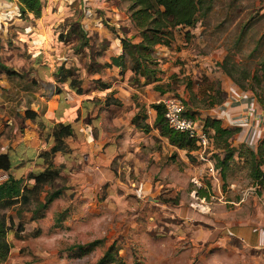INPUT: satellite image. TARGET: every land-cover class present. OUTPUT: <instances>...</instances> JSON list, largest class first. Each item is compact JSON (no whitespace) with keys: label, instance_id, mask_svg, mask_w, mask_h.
Returning <instances> with one entry per match:
<instances>
[{"label":"rangeland","instance_id":"374dc122","mask_svg":"<svg viewBox=\"0 0 264 264\" xmlns=\"http://www.w3.org/2000/svg\"><path fill=\"white\" fill-rule=\"evenodd\" d=\"M127 3L105 0L96 16L109 22L113 17L104 19L101 13L104 8L113 11L118 23L107 27L110 36L132 41L138 31L128 17ZM43 7L39 16L20 15L39 23L35 25L38 31L0 36V62L22 63L21 72L28 73V81L31 49L51 52L53 45L54 52L62 56L60 75L79 79V95L88 104L85 118L90 124L92 98L96 100L92 85L98 88L96 80L92 81V62H97L96 69L103 65L109 55L103 52L107 41L92 31V14L82 24L83 17L76 12L62 13L55 5ZM171 32L169 47L153 45L155 63L150 66L157 67L156 81L133 74L129 67L135 62L125 54V66L118 72L125 83L99 92L107 107L98 110L101 124L118 134L109 158L105 145L92 152V126L85 148L77 145L73 132L69 141L74 140L75 149L65 141L69 149L56 154L54 160L51 156L53 165H47L41 155L43 166L20 177L19 196L13 202L0 201V241L4 244L0 264H264V191L254 192L246 170L235 167L238 161L232 163L223 183L216 182L204 159H212L218 151L212 145L203 151L204 158L185 152L186 159L156 136L148 137L154 143V156L151 149L140 145L145 138L133 134L125 141L123 137L126 120H139L145 114L152 123L149 103L169 98H178L185 112L201 123L208 107L207 94L216 100L222 99L224 89L226 93L219 77L252 93L260 107L257 99L264 97V0H204L192 26L177 25ZM19 58L22 62L17 63ZM39 59L44 62L46 58L40 55ZM101 75L103 81L117 79L112 71ZM155 83L167 90L159 92ZM15 86L3 92L13 101L18 100ZM38 88L43 96L60 90L58 86L33 87ZM72 88L66 85L63 95L75 96ZM111 116L117 118L115 123ZM104 155L107 160H100ZM43 168L49 171L44 179L36 181L30 176ZM4 177L0 169V181ZM198 187L204 197L196 192ZM56 189L57 196L43 206L47 193Z\"/></svg>","mask_w":264,"mask_h":264},{"label":"crops","instance_id":"0c3cea01","mask_svg":"<svg viewBox=\"0 0 264 264\" xmlns=\"http://www.w3.org/2000/svg\"><path fill=\"white\" fill-rule=\"evenodd\" d=\"M40 2L41 7H43V5H45V7L48 5H55L58 7L57 10L62 13L72 14L76 12L77 15L83 17L80 18L82 24L84 22L83 19H88V16L82 15L80 6L83 5L80 3H68L65 0H40ZM89 3L92 5V31H94L96 35H99L100 38H104L107 41V45L103 49V52H108L109 55H107V58L105 57L103 61L109 62V56H115L118 53H121L120 38L123 36L120 38H118V36L112 37L110 36L111 30L107 29L108 26H111L112 24L116 25V23H118L115 20L116 15H114L113 11H109V9L104 8V12L101 13L103 14V18L105 19L106 15H108V17L111 15L113 19L110 17L111 19H109V22L105 19L106 22L103 23L102 20L99 19L100 15L96 16V13L102 9V6L105 4V0H90ZM24 12L31 14L27 11ZM21 14L22 12H20L18 0H0V36H23V34L32 35L35 30H39V28L36 29L39 23L32 21L29 16L21 18ZM90 21H86L85 24ZM138 40L139 35L136 32L132 42H136ZM57 41L59 40L57 39L56 42ZM115 44L119 47L115 46ZM46 45H48V43H46ZM43 47L45 48V45ZM56 48H58V45H56ZM51 49V52H44V50L34 51L31 49L29 60L32 64V70L28 81V73H25L24 75L22 74L21 76L14 74L7 75L0 69V153H5L9 162V168L7 170L0 168L5 172L4 178H6L8 174L14 178L24 177L28 171L34 170V167L40 168L43 166L40 153L46 150L52 143L51 127L54 122L70 123L73 128L74 137H76L78 141V146L80 143L82 146L84 145V148L85 146H89L86 144V141L90 139L89 129L90 126H92V152L95 151L96 148L105 145V148L103 147V149L106 156L109 158V155L107 154L116 149L118 134H116V131H107L103 127L101 124V115L99 114L100 112L98 113V110L101 109V111H104V109L107 108L103 105V98L99 97L100 90L110 91L112 90V87L117 88L120 87L121 84L125 83V80L119 77V67L116 65H111V67L99 65L98 69H96L94 66L97 65V62L96 64L95 62H92V81L93 79H100V76H102L101 74L103 73L106 75L107 71H112L114 74L118 75H115L117 79L112 78L108 80L107 78L105 81L100 79L109 84L108 88L101 89L92 85V95H96V100L94 101L92 98V122L89 124L85 118V113L89 112L86 99L83 97L81 98V96L77 93L75 96L68 94L69 97H67V95H63L65 86H69V79L65 75H60L59 67H63L60 65V59L62 57L61 54L59 51L54 52L53 45H51ZM51 54L52 56H50ZM13 55H15V52H13ZM40 55L46 58L44 62L43 60H38V56ZM56 60H58V62ZM5 61H1L3 62L2 64H6L7 66L22 73L21 70L24 69L22 63L21 66H15L16 64H11L10 62ZM16 61L17 63L22 62L20 58ZM219 78L222 80V83H225L226 93L224 89V91L221 92V101L217 104H213L212 106H208L204 110L205 112L203 114L204 117L210 116L219 119L220 125L223 127L235 129L228 137L229 144L233 149L232 158H234L235 161H238L236 162L238 165L235 166L237 169L244 168L246 170V177L251 180V184L254 186V183L252 182L253 180L249 176L243 163V157H238L237 153L240 146H247L254 149L258 141L264 137V131H262L264 118L262 119L261 117L264 110L258 106L252 93L239 90L233 84H229V82L225 81L224 78ZM33 79L35 82L32 81ZM14 85L16 86L12 89L16 90V94L18 96V100L16 101H18L17 105H20L19 107L16 106V101H13L3 95L5 89ZM54 86H58L60 90L55 93H50L51 95H39V88L33 89V87H40L44 89ZM10 104H14V106ZM255 104L260 108V110L255 107ZM25 109L35 111L36 114L34 118L24 117L23 112ZM257 110L260 112L259 114H256ZM154 115L155 111L152 108H148V118L150 117L152 122ZM204 117L201 118L203 119ZM106 118L107 117H105L104 123L107 122ZM111 119L114 120V123L117 120L115 116H111ZM202 119L200 120L202 121ZM145 120L150 126V129L146 132L136 128L129 119L128 122L126 120L127 124L124 126L125 131L123 133L125 141H128L129 136L133 134L137 135V137L141 136V138H145L146 141L141 142L140 145L143 144L146 150L151 149L150 151H152L154 156V143L152 140H148V137L156 136V140L169 145L170 148L179 156L182 152L184 158L187 159L185 149L177 148L169 144L167 139L161 136L156 128L151 127L152 123L149 122L147 118ZM93 128L95 131H93ZM120 129L122 131L123 127H120ZM93 132L97 137L94 136ZM209 132L212 133L213 131ZM70 137L71 136L65 137V141L69 144V146L74 148L75 142L73 140V142L70 143ZM120 144H123V139L120 140ZM214 149L218 150L216 154H219L221 157L223 153L220 148L215 147ZM192 152L196 153V156H198L196 150ZM56 154L61 155L62 153H60V151H56L52 155L53 160L57 157ZM101 158L102 159L100 160H107L105 155L101 156ZM204 159H206L207 170L209 173L211 172L209 175H213L216 182L220 180L223 183L227 177V170L224 172V178L221 179L220 172L213 168V160L209 158ZM182 160L184 159L182 158ZM210 165L212 166L211 171L208 169ZM215 174H217V176H215ZM201 191L202 188H200L197 193H199L201 197H204L205 193H202Z\"/></svg>","mask_w":264,"mask_h":264},{"label":"trees","instance_id":"16d2710c","mask_svg":"<svg viewBox=\"0 0 264 264\" xmlns=\"http://www.w3.org/2000/svg\"><path fill=\"white\" fill-rule=\"evenodd\" d=\"M128 17L132 24L137 28L139 40L132 42L126 38L121 37L120 43L122 44V51L115 56H110L109 62H103L104 66L116 65L122 71L125 66V54L135 62L130 65L129 69L133 74L143 75L145 79L157 80L155 76L157 67L150 66L155 63L154 58L151 56L153 45L161 44L169 47L171 39L173 38L171 29L175 26H192L196 21L204 0H127ZM20 12H30L33 16H39L41 10L40 0H18ZM203 12V11H202ZM86 40V39H85ZM85 42V41H84ZM60 69L62 67H59ZM0 69L7 75H18L22 73L13 69L5 64L0 63ZM223 70V67L221 68ZM225 71V70H224ZM226 74L227 71H225ZM64 76V75H63ZM67 76V74H65ZM69 78V86L74 88L75 93L81 94L82 89L78 85V80L73 77ZM147 81V80H146ZM98 88L105 89L109 84L96 79ZM186 88L191 92L190 83L187 82ZM154 89L159 92H164L167 89L161 83H155ZM58 91V90H57ZM208 102L206 106H212L221 101V98L213 99L211 93L207 94ZM254 96V95H253ZM113 101L120 103L118 99L113 98ZM260 108L264 110V97L257 99ZM149 106L155 111L154 119L152 122L153 128H156L159 134L165 137L169 144L185 149L186 152L191 153L197 149L193 138L187 136L185 132L177 131L167 125L166 119L163 116V103L161 101L151 102ZM35 111L25 109L23 116L26 118H34ZM183 115L192 117L191 114L182 112ZM193 118V117H192ZM146 115L144 114L139 120L136 117L131 119V123L138 129L146 132L150 129L149 124L145 121ZM202 129L206 132L209 138V146L212 148H220L222 156L212 153L213 168L220 172L221 179L225 176V171L233 169L232 163H235L232 158L233 149L229 144L228 137L235 130L234 128H227L220 125V120L210 116H205L202 119ZM209 131H213L210 133ZM73 135V128L70 123L54 122L51 127L52 143L50 146L42 151L40 155L44 157L46 164L53 165L51 156L56 152H66L69 147L65 142V137ZM193 153V152H192ZM237 156L243 157V163L248 171L249 176L253 180L256 194L260 195L264 190V137L258 141L256 147L250 148L247 146H240ZM192 159V158H191ZM231 162V163H230ZM236 164V163H235ZM0 168L7 170L9 162L5 153H0ZM49 171L43 170L37 174L30 176L34 180L44 179ZM22 178H14L10 174L0 181V201L8 203L13 202L21 193ZM200 187L197 188L198 192ZM59 190H53L47 193L45 201L42 203L46 206L48 202L57 196ZM204 193L203 191H201ZM3 232L2 222L0 220V233ZM4 244L0 241V247Z\"/></svg>","mask_w":264,"mask_h":264},{"label":"built area","instance_id":"2783aa9c","mask_svg":"<svg viewBox=\"0 0 264 264\" xmlns=\"http://www.w3.org/2000/svg\"><path fill=\"white\" fill-rule=\"evenodd\" d=\"M65 1L68 3L77 2L82 4L83 6H80L82 15L90 16L92 14V5L89 3L90 0ZM169 99L168 101L161 100L164 107L163 116L166 119L167 125L174 130L185 132L188 137L193 138L197 146V155L200 158H204L202 153L209 145V138L202 129V124L196 119L182 114L185 108L178 98ZM208 169L211 171L212 166L210 165Z\"/></svg>","mask_w":264,"mask_h":264}]
</instances>
